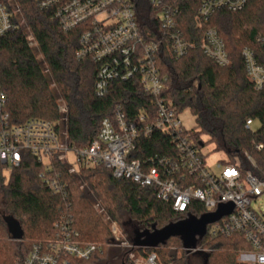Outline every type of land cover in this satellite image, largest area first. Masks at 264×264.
<instances>
[{"label":"trees","instance_id":"1","mask_svg":"<svg viewBox=\"0 0 264 264\" xmlns=\"http://www.w3.org/2000/svg\"><path fill=\"white\" fill-rule=\"evenodd\" d=\"M0 1L18 25L0 36V89L6 95L2 111L12 123L21 125L30 119L53 122L64 132L66 143L79 149L96 138L101 121L111 117L117 106L129 121L140 111L152 108L153 112V99L143 91L137 76L126 81L112 80L103 97L96 95L98 65L76 58L83 26L66 31L52 18V10L40 8L41 0H14L30 31L33 48L10 3ZM130 1L144 40L162 39L158 10L151 0ZM202 1L174 2L179 9L176 28L192 46L176 58L165 41L160 43L157 65L164 80L162 97L179 113L191 112L196 124L189 131L193 140L199 143L200 135H206L208 143L223 151L232 163L239 160L244 170L262 179L264 86L254 90L241 52L250 49L256 62L264 67V0H248L237 12L216 11L206 21L197 15ZM210 29L216 30L225 45L229 59L225 67L216 65L202 52L205 33ZM60 100L67 107L64 116L59 113ZM248 119L259 122L260 128L255 132L247 130ZM170 141L161 133L139 138L133 158L147 161L153 156H168L173 147ZM254 144L263 145V149L257 151ZM245 153L254 160L255 168L248 165ZM21 154L20 165L10 170L8 180L4 176L7 167L0 163V264H24L34 246L58 237L55 224L61 219L68 220L79 242L100 246L88 261L79 264H110L124 255L123 248L113 250L115 243L108 222L118 224L138 256L155 254L158 264H242L237 253L249 246L240 236L199 239L194 247L201 246L205 252L191 255L180 238L146 247L143 242L153 232L185 220L186 215L176 213L170 204L158 199L153 189L115 179L101 166L83 169L76 175L69 174L67 166L55 160L54 166L62 172L67 189L65 196L53 195L38 178L40 164L29 153ZM192 206L194 216L203 213L201 206ZM3 213L20 225L21 239L11 238ZM125 261L132 264L128 256Z\"/></svg>","mask_w":264,"mask_h":264},{"label":"built area","instance_id":"2","mask_svg":"<svg viewBox=\"0 0 264 264\" xmlns=\"http://www.w3.org/2000/svg\"><path fill=\"white\" fill-rule=\"evenodd\" d=\"M175 1L151 0V5L158 10L157 21L163 34L158 41L146 42L130 0H41L40 8L52 10V18L64 30L85 28L76 58L98 65L94 84L96 95L103 97L112 80L126 81L137 76L143 91L153 99V112L152 108L140 111L129 121L121 106H117L111 117L101 121L96 138L88 146L77 149L66 143L64 132L53 122L30 119L21 125L12 123L2 111L6 95L0 89V163L11 170L20 165L21 152L29 153L40 164L39 180L53 195L65 196L67 189L62 172L54 166L55 160H59L67 166L69 174L77 175L83 169L101 166L115 179L151 188L158 199L170 204L176 213L186 215V219L215 213L220 206H232L229 215L206 227L203 238L240 236L249 247L238 252L239 261L264 264V214L252 208V203L264 196V178L244 170L239 160L232 163L228 156L209 167L202 142L191 138L180 122L176 107L162 97L164 80L157 65L160 43L165 41L176 58L186 54L192 46L176 28L179 9ZM247 1L203 0L197 15L206 21L222 9L240 11ZM17 27L12 13L0 1V36ZM201 49L216 65L229 64L225 45L216 30L205 33ZM241 56L246 76L254 90L260 91L264 86V67L256 62L248 48L242 50ZM64 107L63 110L59 104L60 114L67 113L66 105ZM253 124V120L248 119L245 128L251 131ZM155 133L171 138L173 147L168 156H153L147 161L134 159L138 139L149 138ZM254 146L257 151L263 149L261 144ZM69 151L75 153L79 170L68 166ZM244 158L250 167H256L250 155L245 153ZM193 204L203 208L200 216H194ZM55 228L58 237L34 246L24 264H79L100 250V246L93 243L79 242L67 219H61ZM109 229L115 244L135 248L126 241L120 242L121 229L116 222H110ZM187 251L198 254L205 249L196 246ZM128 257L132 264H158L155 254L138 259L130 250Z\"/></svg>","mask_w":264,"mask_h":264},{"label":"water","instance_id":"3","mask_svg":"<svg viewBox=\"0 0 264 264\" xmlns=\"http://www.w3.org/2000/svg\"><path fill=\"white\" fill-rule=\"evenodd\" d=\"M232 206H220L215 213L204 214L200 218H188L174 224L168 225L161 230L153 232L147 237L143 245L146 247H157L164 245L171 238H180L188 249L194 248L198 239H202L206 227L231 213ZM12 239L19 240L22 237L20 225L11 216L2 219Z\"/></svg>","mask_w":264,"mask_h":264},{"label":"rangeland","instance_id":"4","mask_svg":"<svg viewBox=\"0 0 264 264\" xmlns=\"http://www.w3.org/2000/svg\"><path fill=\"white\" fill-rule=\"evenodd\" d=\"M10 3V6H12V9L14 10V12L17 15V19L19 22V26H21L23 28V30L25 31V33L28 35V40L31 44V46L34 48V43L33 40L30 37V31L25 23V19L22 17V15L20 14V11L17 9V5L15 4V2L13 0H7ZM37 58L41 59V56L37 53ZM54 87V85H52ZM60 105H62V109H65V102L63 100H60ZM63 112V111H62ZM65 113H62V115L64 116ZM179 119L180 122L182 123V126L184 129L188 130V131H192L193 129L196 128V124H195V118L193 117V115L191 114V112L189 110H183L182 112L179 113ZM260 128V124L259 122L255 121L253 126H252V132L257 131ZM200 141L204 144L203 146V153L206 156V163L209 167H214L215 164L223 159H225L226 155L223 151H217L215 148V145L213 143H208V137L204 134L200 135ZM67 164L70 167H74V169L79 170L78 165L76 164V156L75 153L73 151H69L67 154ZM9 174H10V170L9 169H5L4 170V176L5 178L8 180L9 179ZM252 208L257 211V212H262L264 214V196L258 198L255 202L252 203ZM3 215L7 216V213H3ZM108 226H110V223L108 222ZM111 233V232H110ZM112 236V234H111ZM113 239V237H112ZM120 242L126 241L125 236L122 233L121 230V236L119 238ZM114 242V239H113ZM115 243V242H114ZM119 248H123L125 249L124 255L122 257H118L114 260H112L110 262V264H125V262L127 263V261H125V257L129 255V252L131 250V253H133L135 258L139 259V256L135 253L136 252V248H132V249H128L125 248L124 246H121L119 244H115L113 246V250L119 249ZM115 253V252H114ZM191 255V254H190ZM237 260L239 261V253H237ZM129 258V257H128ZM241 263V262H240ZM196 264H201L199 262H197ZM243 264V263H242Z\"/></svg>","mask_w":264,"mask_h":264}]
</instances>
